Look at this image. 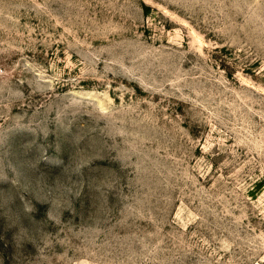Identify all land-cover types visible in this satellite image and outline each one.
<instances>
[{
  "label": "rangeland",
  "instance_id": "rangeland-1",
  "mask_svg": "<svg viewBox=\"0 0 264 264\" xmlns=\"http://www.w3.org/2000/svg\"><path fill=\"white\" fill-rule=\"evenodd\" d=\"M0 264H264V0H0Z\"/></svg>",
  "mask_w": 264,
  "mask_h": 264
}]
</instances>
